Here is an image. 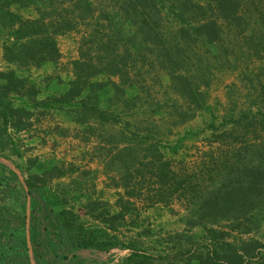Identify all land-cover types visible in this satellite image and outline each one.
Instances as JSON below:
<instances>
[{
    "label": "trees",
    "instance_id": "1",
    "mask_svg": "<svg viewBox=\"0 0 264 264\" xmlns=\"http://www.w3.org/2000/svg\"><path fill=\"white\" fill-rule=\"evenodd\" d=\"M71 34L68 80L34 79L58 65L57 38ZM0 50V158L22 177L0 164V264H32L30 253L34 264H79L75 251L115 247L129 252L124 264L167 260L111 233L174 204L186 231L201 230L171 237L175 263L264 264V243L249 238L264 222V109L211 125L214 141L236 144L218 157L201 153L193 167L173 166L179 145L165 144L207 107L215 73L231 59H264V0H0ZM52 84L65 88L40 100ZM53 112L74 124L58 135L92 146L84 154L100 164L112 204L89 170L61 162L34 172L39 158L23 161L13 136Z\"/></svg>",
    "mask_w": 264,
    "mask_h": 264
},
{
    "label": "rangeland",
    "instance_id": "2",
    "mask_svg": "<svg viewBox=\"0 0 264 264\" xmlns=\"http://www.w3.org/2000/svg\"><path fill=\"white\" fill-rule=\"evenodd\" d=\"M76 40L77 36L73 34L57 38L61 60L58 66L55 67L53 74L59 75L63 81H67L69 78V75L65 72L68 63L75 59L77 55ZM235 58H240V56L237 54ZM1 59L0 57V69H3L5 65ZM230 61L232 65L229 68L215 73L213 85L209 92L207 107L202 110L194 120L177 129L173 137L165 140V144H167L166 146L169 148L171 146L173 147L175 143V145H179L176 154L172 157V161L174 162L173 166L176 168L193 167L195 163L201 161V153L214 151L215 156L218 157L220 154L217 153V151L224 152L227 147L236 144L232 139L228 138L214 141L211 138V125L219 127V125H223L222 123L224 121L228 123V120H223V118H226L228 115H234L242 109H244V111H247L249 108L252 111L264 109V102L262 98L259 97L264 93V59H250L244 61L242 58L236 60L237 62L232 59ZM162 84L167 85L165 77L162 78ZM257 97L259 98L255 100ZM207 140H210L211 144L207 142ZM41 147L46 148L43 151L45 154L42 155H51L58 162L71 164L81 171H93L95 185L101 187L103 183L105 184V177L102 174V168L98 161L95 160L90 162V157L83 154L85 152L89 153L92 146L79 147L78 144L71 142L56 143L48 140L47 144L41 145ZM37 154V152H32L28 153L26 156L30 155V157H35ZM169 156H171V154H169ZM84 161H87V163H84ZM11 169L13 170V167ZM17 175L21 180V176H19L18 173ZM98 196H100L103 201H109L110 204H112L115 199L114 194L110 192H105V194L101 193ZM172 209L173 212H170L168 208L157 206L141 211V213H139L140 218L137 219L135 225L130 224L133 217H129L125 224L120 225L118 230L111 234L117 236L119 240L123 242L127 240L138 241L152 255L165 259L169 257L167 260L161 262L157 261L154 264H179L178 262L175 263L171 256L174 254L173 247L175 245L172 243V240H170L171 237L175 234H181L183 237H188L190 235L200 236L201 230L197 228L186 231L183 222L180 221L184 212L180 209L178 204H174ZM75 211L78 213L80 219L87 222L90 227L97 226L101 228V226L86 218L80 209L75 208ZM242 238L247 239L246 237ZM249 238L264 243V222L261 223L258 231L251 234ZM183 246L186 248L187 245L184 244ZM128 254L129 252L127 250L118 247L104 252L86 249L73 253L74 257H76L75 260L78 261L79 264H124V260ZM71 256L72 254L70 257ZM30 260L31 263L34 264L32 253H30Z\"/></svg>",
    "mask_w": 264,
    "mask_h": 264
},
{
    "label": "crops",
    "instance_id": "3",
    "mask_svg": "<svg viewBox=\"0 0 264 264\" xmlns=\"http://www.w3.org/2000/svg\"><path fill=\"white\" fill-rule=\"evenodd\" d=\"M0 57L2 58L1 50H0ZM56 66H58V65H55V66L50 65V64L45 65L40 70L33 72V78L40 81L43 76L53 74V71H55ZM5 69H6V65L3 69H0V70H5ZM41 86H44V85L41 84ZM64 88H65V84L56 85V86H54L52 84V85L48 86L46 89H43L42 94L40 95L39 99L42 100L49 95H56L59 92H61ZM56 128H63V129H70L71 130L74 128V124L71 123L62 113L53 112L50 114V116L41 119L39 121V123L35 125L34 130L24 132V133H20V134L13 136L15 138V140H19L23 145V149H22L23 161H25L27 158L34 157V156L30 157V155L26 156L28 153H32V152L38 153L37 155H35V157L39 158V163H38L37 168L33 170L34 172L35 171L39 172V171H42L46 168H49L51 166V164L61 163V162H58L51 155H49V156L42 155V154H45V153H43V151L46 148H42L41 145L42 146L46 145L48 140H50L52 142H56V143H58V142L59 143L71 142V143L78 144L79 147L83 146L81 143H79L77 140H74L70 136L63 137V136L58 135L55 132ZM84 163H87V161H84ZM0 164L8 167L10 170H12L11 168L13 167L12 171L13 172L16 171L20 176V173L15 169V166L12 165L11 163H9L8 161L0 158ZM91 172H93V171H91ZM21 180H22V177H21ZM96 189H98V191H97L98 193H102V194L104 193L105 194V192H110L112 194H115V192L113 190H109V189L104 188V183L101 185V187L96 186Z\"/></svg>",
    "mask_w": 264,
    "mask_h": 264
}]
</instances>
